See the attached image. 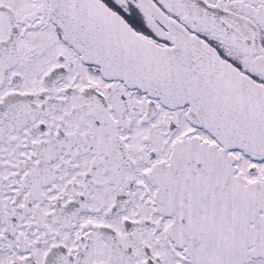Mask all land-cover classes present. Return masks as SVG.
<instances>
[{"label": "snow or ice", "instance_id": "6c2138e0", "mask_svg": "<svg viewBox=\"0 0 264 264\" xmlns=\"http://www.w3.org/2000/svg\"><path fill=\"white\" fill-rule=\"evenodd\" d=\"M0 264H264V0H0Z\"/></svg>", "mask_w": 264, "mask_h": 264}]
</instances>
